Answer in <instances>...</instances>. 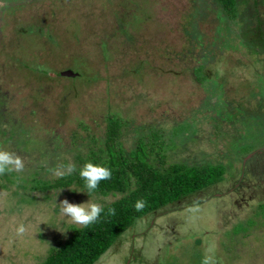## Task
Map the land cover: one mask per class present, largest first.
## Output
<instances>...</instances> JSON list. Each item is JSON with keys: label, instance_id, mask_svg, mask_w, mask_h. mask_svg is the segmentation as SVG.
Returning <instances> with one entry per match:
<instances>
[{"label": "rangeland", "instance_id": "374dc122", "mask_svg": "<svg viewBox=\"0 0 264 264\" xmlns=\"http://www.w3.org/2000/svg\"><path fill=\"white\" fill-rule=\"evenodd\" d=\"M4 4L12 9L0 17V97L18 110L14 119L32 138L19 146L8 140L9 120L3 119L7 134H0V149L22 158L25 175L31 173L26 168L44 163L39 152L45 144L38 138L47 139V156L55 160L40 171L51 180L52 170L75 163L77 144L69 142L75 119L85 120L103 140L108 112L130 119L122 137L126 147L140 126L153 123L168 132L172 127L178 139L169 145L174 160L227 165L222 184L201 191L191 206L179 203L138 219L95 264H202L206 255L216 264H264V183L252 159L264 147V63L239 44L236 33L217 37V10H207L204 0H0ZM194 28L202 40L195 48ZM201 51L208 52L207 72L217 71L222 92L208 91L209 82L193 75ZM21 61L46 76L31 73ZM65 68L86 78L56 79L54 72ZM67 87L71 92L64 97ZM219 94L239 114L257 115L260 125L247 140L232 139L245 134L241 114L224 120L223 135H217L218 109L206 110L201 100ZM84 145H93L88 135ZM1 178L12 182L7 173L0 175V264H38L71 234L72 225L79 226L61 215L64 199L101 205L118 197L100 199L71 185L49 189L52 197L44 198L29 184L4 187ZM29 195L38 199L28 201ZM21 224L27 231L17 237Z\"/></svg>", "mask_w": 264, "mask_h": 264}, {"label": "trees", "instance_id": "16d2710c", "mask_svg": "<svg viewBox=\"0 0 264 264\" xmlns=\"http://www.w3.org/2000/svg\"><path fill=\"white\" fill-rule=\"evenodd\" d=\"M204 1L207 10H211V8L214 12L217 10L216 15L220 20L216 31L217 37H224L226 34H231L232 32L236 33L239 44L243 45L249 53H255L258 57L257 60H263L264 63V0ZM11 9L12 7L8 4L0 6V17ZM191 25L194 26V21H192ZM28 30L26 29V32ZM192 36L193 38L195 37V44H192L193 48H195L197 43L200 44L202 41L201 32L197 28H194ZM200 56L202 62L199 66L191 69L193 75L200 82H209V84L206 83L208 91L209 89H213L211 92H218L216 88H219L218 90L222 92L223 90L219 87L222 82H220L217 76V71V75H210L207 72L206 58L209 57L208 52L201 51ZM10 59L13 60L12 58ZM21 63L22 66L30 69L31 73L36 72L37 75L46 76L47 71L37 66L35 67L33 64L27 65L23 61ZM65 70H70V68H65L62 71ZM72 71L77 74L75 76H68L59 75L58 72H54L55 75L57 73L54 77L56 79L66 77L74 80L77 77L86 78L82 72ZM70 92V87H67L66 93L63 96L65 97L67 94L69 96ZM74 96H77V94L75 93ZM204 98L202 97L201 104L202 102L203 104L206 103V107H201H205L206 110L210 108L213 110L218 109V117L214 116V127L219 137L223 135V121L233 119L236 115L241 114L243 116L240 122L245 127V134L239 135L242 137L241 139L236 134L233 135L232 139L234 141L235 139L247 140L250 129L260 125V120L256 119L257 115L250 113L248 116H244L243 112L239 114L236 112L238 109L233 105V102L224 99L221 94L218 96L209 95V97H206V100ZM213 98H217V100L212 102L211 99ZM7 103L5 98L0 97V134H7L2 125L3 119H8L10 132L7 139H13L14 143L19 146L27 138H32L30 136L31 133L26 129V126L20 125L14 119V115L16 116V111L18 110L13 109ZM30 107V115L32 116L35 114L36 108L32 105ZM24 118L27 119L28 116L24 115ZM78 120L79 122L75 125L76 127L70 130L69 137L71 145L77 144L74 163L76 166L75 172L62 178L53 177L51 180L46 179V177L40 174L42 169H49L45 165L49 163L54 164L55 162V160L49 159V156H47L46 142L48 143V141L45 137H42L41 139L38 138V140L45 144L39 152L44 157V163L26 168L31 171L28 176L24 174V171H26L25 167L22 172H6L9 177L8 179L12 182L6 183L1 178L4 181L2 185L7 187L9 184L13 185L12 183L17 182V185L26 188L29 184L32 190H39L40 195L44 198L52 197V195H49V189H63L71 185H75L77 186L76 188L84 190L87 193L85 181L80 177L79 171L85 163L91 162L109 168L111 170V178L100 181L97 189L87 194L100 199L108 195H116L118 197L109 202H101L103 211L97 222L90 224L88 227L72 225L71 234L64 241L58 240L56 245H52L46 257L38 264H95L98 258L123 234L127 236L126 234L129 233V230L138 219H142L148 214L158 215V212L164 211L166 207L174 210L171 206L175 204L182 203L183 207L185 206L184 204L190 205L194 197L198 196L199 193L205 192L203 190H210L214 186L222 184L226 179L227 165L224 162L188 163L185 159L174 160V153H172L169 145L178 139L173 134L172 127L170 132H168L169 130L158 127L153 123L140 126L137 129L132 146L126 147L122 137L129 128L130 119L124 118L118 113L108 112L103 118L106 126L103 140L91 132L92 127L85 120L76 118L73 123L75 124ZM184 121L175 124L178 131H180L179 127L182 126V122ZM78 126L79 128H77ZM84 130L86 132L83 134ZM85 135L91 138L93 145L88 146V144L87 147H84ZM59 138L62 139V137ZM100 140H102V143H99ZM166 146H168L167 149L165 148ZM86 148L87 150H85ZM234 181L233 183H235ZM27 198L28 201L38 199L36 195H29ZM138 200L145 202V207L141 211H136L134 207ZM109 208L115 209L114 215L108 214Z\"/></svg>", "mask_w": 264, "mask_h": 264}, {"label": "clouds", "instance_id": "9594fccd", "mask_svg": "<svg viewBox=\"0 0 264 264\" xmlns=\"http://www.w3.org/2000/svg\"><path fill=\"white\" fill-rule=\"evenodd\" d=\"M23 170L24 162L20 156L0 149V175L5 174L6 172H22ZM75 171L76 166L73 163L52 170L53 176L56 178L71 175ZM79 175L85 181L87 193H91L97 189L100 181L111 178V170L107 167L87 162L80 169ZM60 205L62 216L68 217L72 223L83 227H88L90 224L97 222L103 211L101 205L90 202L70 203L67 199H64L60 202ZM134 207L136 211H141L145 207V202L143 200H138ZM108 214L114 215L115 209L109 208ZM26 231L27 228L23 224L15 229L17 237H22ZM208 251H211V249ZM202 264H216V262L211 255H206Z\"/></svg>", "mask_w": 264, "mask_h": 264}, {"label": "flooded vegetation", "instance_id": "af4514ba", "mask_svg": "<svg viewBox=\"0 0 264 264\" xmlns=\"http://www.w3.org/2000/svg\"><path fill=\"white\" fill-rule=\"evenodd\" d=\"M261 148H263V150L260 149V148L257 149V151L252 155V159H253V161H255L257 159L255 161L257 163V166H256V168H253V169H258L257 175H261V177H262L261 181L264 183V147H261ZM260 153H262L261 154L262 156L261 157H258V155ZM252 172L254 173V170ZM241 175H242L241 177H244L245 176L243 172L241 173ZM260 185L261 184H258V187L259 188H260ZM260 189H263V194L262 193L260 194V197H261L262 195H264V188L261 186ZM241 199H243V197Z\"/></svg>", "mask_w": 264, "mask_h": 264}, {"label": "water", "instance_id": "95a60500", "mask_svg": "<svg viewBox=\"0 0 264 264\" xmlns=\"http://www.w3.org/2000/svg\"><path fill=\"white\" fill-rule=\"evenodd\" d=\"M59 75H68V76H75L77 73H75L74 71L72 70H65V71H62L60 73H58Z\"/></svg>", "mask_w": 264, "mask_h": 264}]
</instances>
